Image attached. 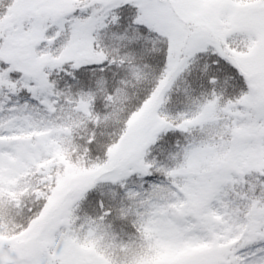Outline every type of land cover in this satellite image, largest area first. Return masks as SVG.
Masks as SVG:
<instances>
[{
  "label": "snow or ice",
  "instance_id": "6c2138e0",
  "mask_svg": "<svg viewBox=\"0 0 264 264\" xmlns=\"http://www.w3.org/2000/svg\"><path fill=\"white\" fill-rule=\"evenodd\" d=\"M0 264H264V0H0Z\"/></svg>",
  "mask_w": 264,
  "mask_h": 264
}]
</instances>
